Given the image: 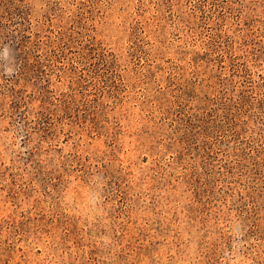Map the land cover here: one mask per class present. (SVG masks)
Returning a JSON list of instances; mask_svg holds the SVG:
<instances>
[{
  "label": "rangeland",
  "instance_id": "374dc122",
  "mask_svg": "<svg viewBox=\"0 0 264 264\" xmlns=\"http://www.w3.org/2000/svg\"><path fill=\"white\" fill-rule=\"evenodd\" d=\"M0 264H264V0H0Z\"/></svg>",
  "mask_w": 264,
  "mask_h": 264
}]
</instances>
